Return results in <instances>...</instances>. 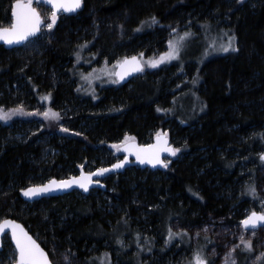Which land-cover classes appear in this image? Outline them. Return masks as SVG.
Returning a JSON list of instances; mask_svg holds the SVG:
<instances>
[{
	"label": "trees",
	"instance_id": "1",
	"mask_svg": "<svg viewBox=\"0 0 264 264\" xmlns=\"http://www.w3.org/2000/svg\"><path fill=\"white\" fill-rule=\"evenodd\" d=\"M14 2L0 0V27L11 25ZM58 18L54 30L34 44L11 51L0 46V109L8 113L7 120L0 119V220L21 223L50 259L48 248L56 245L85 264H95L100 252L114 264H190L176 254L167 258L175 244L177 252L192 248L184 238L169 239L170 225L178 224L185 237L211 221L240 224L250 208L244 186L256 185L264 168V0H83L77 13ZM214 18L234 32L238 50L198 70L196 91L205 108L200 116L182 117L183 125L161 111L171 105L170 97L190 87L177 77L170 85L173 94L164 96L177 64L100 90L94 100L82 96L78 71L85 64L161 54L174 32L193 22L213 25ZM193 71L194 65L184 68L187 78ZM17 108L22 112L9 111ZM47 109L59 118L37 115ZM168 119L182 157L167 168H129L108 178L104 191L23 200L30 186L66 179L80 167L85 172L111 165L112 158L101 152L104 145L126 134L145 143ZM7 250L13 248L5 237L0 264L9 263L1 260Z\"/></svg>",
	"mask_w": 264,
	"mask_h": 264
},
{
	"label": "rangeland",
	"instance_id": "2",
	"mask_svg": "<svg viewBox=\"0 0 264 264\" xmlns=\"http://www.w3.org/2000/svg\"><path fill=\"white\" fill-rule=\"evenodd\" d=\"M231 1L239 4L245 2L246 0ZM33 6L40 13L44 23L41 30V35L38 37V39H41L44 35H46V33L52 32L54 30L59 18L57 16L53 27L49 29L47 27V23L51 22V10L36 3L35 0L33 2ZM212 22L213 25L203 22H193V24L188 26L186 29L173 33L171 38L168 40L166 49L163 53L169 52V41L172 40L173 42L177 43V47L179 49L177 58L165 60L157 64V66L152 67L150 66L148 61L159 59L161 54L163 53L150 57H139L143 64V72L138 78H146L150 76L149 74L157 73L160 69H165L173 64L178 65V72L167 77L166 85L168 87L164 91V96L169 93L173 94V88L170 87V85L172 80L177 77H179L177 81L179 80V82H181L182 84H188L190 87L180 92L175 97H170L169 101L171 102V105L164 106L163 110L161 111L166 115H170V117L179 120V122H181L183 125V121H185V119H193L197 116H200L205 109L200 108L201 101L196 91L201 82L198 70H200L202 65L208 60L217 57L234 55L238 50L237 38L234 32L231 29L227 28L226 23L222 22L219 18L212 19ZM186 32L190 33V35L184 37L181 40L180 37H182ZM35 42L36 39L31 41L30 44H34ZM229 44H231V47H229ZM224 48H227L228 50L224 51ZM80 58L81 56H78L76 64L80 65V63H83V59ZM117 62H113L112 64L100 62L93 67H86L85 64V69H80L78 71L77 85L78 87H81V91L83 93L82 96H84L85 98L95 99L101 93L100 90H114L121 87L122 84L118 81L117 76L115 75L117 68L119 67L117 65ZM191 65H194V71L192 76L187 78V73L184 72V68ZM138 78H136L135 80H137ZM158 80L160 81L162 79ZM176 86L177 85H175V87ZM24 101H27V99L24 98L23 102ZM27 104V107H33V110L35 109L36 104H31L28 102ZM68 117L71 118L70 116ZM182 117H184L185 119ZM169 119L166 123H163L165 124L163 128H157L153 130L151 133H149V138L147 139V141L140 144L147 145L151 143L159 133L160 135L166 134L165 136L170 139L174 149H178L174 146L176 140H173V138L170 136L171 129L174 131L175 127ZM35 127V125L32 126V129ZM29 130L30 131L28 132V134H32L31 129ZM132 141L137 142L132 135L126 134L121 140L116 141L112 144L104 145V149L101 148V152H104V155L106 157H111L113 160L111 164H113L117 161L122 160V155L119 150L120 147ZM113 145H119L120 147L115 148L113 147ZM180 151H177L172 159L166 160L167 167L169 166L171 161L176 158L180 159L182 157ZM104 167H107V165H101L96 169ZM81 170L83 171L82 167H80V171ZM94 170V168L89 166L86 168L85 172H92ZM78 174L79 171L71 176H68L67 178L77 176ZM257 174L258 177L256 179V185L254 184V182H249L244 186L245 192L243 196L249 199L250 204L249 210L243 212L244 216L246 217L252 211H256L258 213L264 212V168L259 169ZM251 188H255V194L250 191ZM170 230L173 233H180V235L172 237V241L176 242L184 238V241H187V243L191 245H189V247L192 248L190 252H187V250L177 252L179 246L175 244L174 246H176V251L174 250V252L170 254L169 257H167L169 258V260L173 258L174 254H176L177 259H187L189 260L190 264H194L193 257L197 252H200L206 258L208 264H226V260H228L230 264L228 254H230L231 259H234L236 261V264H264V257H261V254L264 253V227L257 230L247 231L242 227L241 223H227L223 220H220L211 221L210 223H208V225L205 226L193 229L191 228V230H187V235L185 237L181 234L183 230L176 223H172L170 225ZM241 237H243L244 240L251 241V251L245 249ZM145 241L146 237H143V239L141 240L142 243L139 241L136 244V248L142 250V247L145 246ZM161 244L162 243H160V245ZM48 251L52 254L51 260L54 264H85L83 260L78 258L75 254L71 253L66 248L61 249L59 248V246L50 245ZM66 256L68 257L67 260L65 259ZM257 257L261 258L257 260ZM15 258V251L12 250L10 252L7 250L3 253V258L1 260H6L9 262L5 264H13ZM114 261L115 260H112L109 255H106L103 252H100L98 255H96V260H94L95 264H114Z\"/></svg>",
	"mask_w": 264,
	"mask_h": 264
},
{
	"label": "snow or ice",
	"instance_id": "3",
	"mask_svg": "<svg viewBox=\"0 0 264 264\" xmlns=\"http://www.w3.org/2000/svg\"><path fill=\"white\" fill-rule=\"evenodd\" d=\"M34 0H15V5L12 9V15L14 17L12 23L8 27H0V41H3L7 44L13 43H21L26 40L30 36H34L37 32L40 31V26L42 24V18L39 12L32 7ZM37 3H47L52 5L51 12V22L47 23V27L51 29L53 24L56 21L57 14L59 10L64 11H75L81 6V0H36ZM152 22L156 23L157 20L155 17H152ZM175 31V29H173ZM190 33H184L180 39L182 40L184 37L189 36ZM170 50L167 53L161 54L160 58L157 60H150L148 63L150 66L155 67L157 64L168 60L177 58L178 56V47L177 43L172 40L169 41ZM231 47V44H229ZM227 51V48L223 49ZM142 55V54H141ZM117 65L120 68V71L116 72L115 75L119 77L120 80L124 79L129 72L142 71L143 66L138 60L136 56L133 57H125L123 61H118ZM91 75V74H89ZM87 78V77H84ZM49 97H44V99H48ZM159 110V109H158ZM11 113L15 114L16 112H22V108L9 110ZM37 115H43L46 119L49 117L59 118V113L53 112L51 109H47L46 111ZM0 119L7 120L8 113H4L2 109H0ZM63 131H67V129H63ZM166 135V134H165ZM127 139V137H126ZM157 144L156 145H148L144 148H140L137 150L136 155L137 159L141 161V163L147 160L148 163L156 164L162 163L165 167L167 164L159 159V153L161 151H170L172 155H175L178 149H172L166 147L167 140L161 139V135L157 134ZM115 148H119V145H113ZM125 151L130 150L127 146H125ZM127 159V157H125ZM261 159L264 160V153L261 154ZM123 161H120L118 164L112 165L113 168H118L122 166ZM108 171V169L100 168L97 169L96 173H81L80 177H73L71 180L66 181H56L51 180L47 185L43 186H34L28 189H24L25 196H32L39 192H47L49 191L50 186L66 188L69 187L70 184H78L85 191L88 190V185L93 183L91 180L92 175H102L104 172ZM95 183H99L95 181ZM250 191L255 194V188H251ZM259 222H264V212H256L252 211L245 219L241 221V224L247 228L251 226L255 228ZM6 229H10L11 231V239L15 243V251L17 256L14 260V264H49V259L47 253L43 248L40 247L39 244L28 234L24 228L18 224L16 221L11 219H3L0 220V234L7 235ZM180 235V233H173L169 230V239L174 236ZM242 243L246 250H252V244L249 240H244L241 237ZM2 247V244H0ZM230 259V264H236L234 259L230 258V254H228ZM261 257H264V253L261 254ZM261 257H257L259 260ZM67 260L68 257L66 256ZM194 264H208L206 258L200 253L197 252L194 257ZM226 264H229L228 260H226Z\"/></svg>",
	"mask_w": 264,
	"mask_h": 264
},
{
	"label": "water",
	"instance_id": "4",
	"mask_svg": "<svg viewBox=\"0 0 264 264\" xmlns=\"http://www.w3.org/2000/svg\"><path fill=\"white\" fill-rule=\"evenodd\" d=\"M35 2H36V0H35ZM38 4H40L41 6L47 8L49 10H51V12H52V5L51 4L42 3V2L38 3ZM82 4H83V0H81V6H82ZM14 5H15V2L11 6V20L12 21L14 19L13 15H12V9H13ZM81 6L78 9H76L75 11H70V12L64 11V10L61 9V10L58 11L57 16L67 15V14H75V13H77L80 10ZM32 7H34L33 4H32ZM43 25H44V23H43V20H42V24L40 26V31L37 32L34 36L28 37L26 40L22 41L21 43L7 44V43H4L3 41H0V46L3 49L7 50V51H11V50L22 48L26 44H28L31 41L37 39L41 35V30L43 28ZM130 57H133V56H130ZM136 57L138 58V60L142 64L140 58L138 56H136ZM142 66H143V64H142ZM118 71H120L119 67L117 68L116 72H118ZM142 71H136V72H131L130 71L129 74L124 77V79L120 80L118 76H117V79L122 85H127V84L131 83L132 81H134L136 78L140 77L141 74H142ZM161 139L162 140H164V139L167 140L166 147L174 149V147L171 144V142H170L168 137H166L164 134H162L161 135ZM157 142L158 141H157V136H156L152 140V142L147 144V145H141V144H139L137 142L132 141V142H128L125 145H123L122 147H120L119 150H120V153L122 155V160H120V161H123L122 166H120L118 168H113L112 165L118 164L120 162V161H117V162H115V163H113V164H111V165H109L107 167H104L105 169H108V171L104 172L102 175H95V174L92 175L91 176V180L94 181V182L90 183L88 185V190L87 191H85L83 188H81L78 184L73 183V184H70V186L66 187V188L50 186L49 191H47V192H39V193H37L35 195H32V196H25L24 192H23L22 193V198H23L24 201L32 203V202L40 201V200H43V199L57 198V197L69 195V194L74 193V192H81L83 194H88L91 190H96V189L104 191L105 188H106L105 181L108 178H110L112 176H116L118 174H121V173H123L125 170H127L129 168L137 167V168L142 169V170L148 169V170H151V171L161 170L163 167H165L164 164H162V163L152 164V163H148L147 160H145V162L141 163V161L137 159V155H136V152H137L138 149L144 148L145 146H148V145H156ZM125 146H127L130 150L125 151L124 150ZM125 157H127V159H125ZM173 157H174V155H172V153L170 151H161L159 153V159L161 161H163L164 163H166V160H170ZM98 169H100V168H98ZM96 171H97V169L92 171V172L81 171L77 176H73V177H80L82 172L83 173H96ZM73 177H70V178H67V179H62V180H56V179H52V180L66 181V180H71V178H73ZM95 181H98L99 183H95ZM48 183H49V181L44 183V184H42V185H36V186H43V185H47ZM31 187H34V186H30L28 188H31ZM17 223L20 224L24 228V226L21 223H19V222H17ZM242 227L244 229H246L247 231L257 230L259 228L264 227V222H259L255 228H253L251 226H248L247 228H245L243 225H242ZM24 230L27 231L25 228H24ZM6 232H7V235L0 234V244H2L3 238L7 237L9 242H10V244H11V246H12V248H13V250L15 251V243L11 239V231H10V229H6ZM28 234H29V232H28ZM37 244H39V243L37 242ZM40 247L43 248L41 245H40ZM1 249H2V247H0V252H1ZM44 251L47 253V251L45 249H44ZM15 253H16V251H15ZM47 255H48V253H47ZM16 256H17V253H16ZM48 259H49V264H53L51 259H50V257H49V255H48Z\"/></svg>",
	"mask_w": 264,
	"mask_h": 264
}]
</instances>
